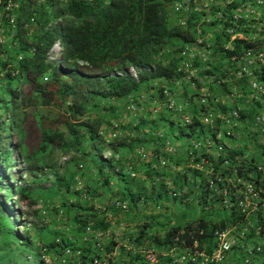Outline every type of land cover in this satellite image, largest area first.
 I'll use <instances>...</instances> for the list:
<instances>
[{
    "label": "rangeland",
    "instance_id": "1",
    "mask_svg": "<svg viewBox=\"0 0 264 264\" xmlns=\"http://www.w3.org/2000/svg\"><path fill=\"white\" fill-rule=\"evenodd\" d=\"M210 7L212 12L213 8ZM44 15V25L48 31H56L58 26L52 24V10L46 9ZM167 16L171 26L176 25V20L187 18L184 14H173L170 6ZM14 48L15 46L9 47L5 41L0 46V101L5 99L2 89L8 80L6 73L9 74L12 87L20 80L19 76L11 71V66L14 65ZM154 81L149 80L141 84L137 99H130L132 103L138 101L139 105H142V110L137 111L135 115L126 110L130 101L124 99L116 103L108 99H97L91 104L81 121L84 122L86 116H94L92 120H97L98 128L107 125L106 132L102 136L103 140L96 137L88 142L86 129L79 128V152L73 149H55L33 154L31 152L35 149L31 148H35V143L30 138L25 137V148L21 149L14 133L1 136L0 153L5 150L12 153L7 161H3L0 156V214L11 223L17 240L14 244L6 245L3 240L7 238L0 232V264H142L143 252L149 248L157 251L162 264H168L169 259L164 255L169 249L156 247L152 237L156 236L162 240L169 227L182 226L189 222L196 224L200 218L213 223L216 228H219L220 222L225 221V227L222 229L227 231L230 237L231 248L225 256L224 264H242L244 250L251 251L254 247L260 249L261 245L264 246V239L259 235V230H264V225L259 219L261 210L257 208L249 215L252 228L241 237V222L221 208L216 195L208 194L202 179L192 170V163L185 154L184 147H188L187 143L193 137L186 138L187 133L181 128V122L176 116L164 112H159L158 115L151 113L157 98V91L151 86ZM197 82L189 85V88L188 84L183 83L175 89L176 100L180 104L188 101L194 115L199 93L204 92L203 89L199 91L201 84ZM209 84H204V90L216 95L218 89L210 87ZM107 107H113V111H108ZM6 119L0 106V124L7 126ZM139 123L144 124L146 130L142 132L146 155L143 162L137 161L135 157L136 144L129 148L126 143L129 139H136L133 128ZM153 125H156L155 128H162L159 129L163 135L162 141L150 137L149 127ZM59 128L63 129L62 126ZM110 128L121 133L119 138L125 140L126 145L121 150L114 151L110 167L100 168V155L105 153L100 144L106 141L104 146L110 148L107 137ZM193 129L196 131V127ZM69 139L67 136L66 141ZM165 140L175 145L176 153L164 157L161 164L159 158L163 156L162 143ZM240 144L243 153L251 152L256 155L257 146L249 139H242ZM200 152L202 151L197 153ZM62 158H65V161L61 165ZM78 165L82 167L77 169ZM127 169L133 171V178L126 175ZM66 171L70 172V176L65 178L63 187L57 188L55 178ZM119 175L138 181L147 193L144 198L139 197L133 203L122 200L117 186ZM5 184L11 188L9 196H3L2 188ZM19 188L27 190V199L16 194ZM115 202H124L126 209L115 208ZM75 215L87 217L88 232L86 227L81 230V225L74 222ZM94 216L103 219L107 225L104 229H98L101 231L98 238L91 235L96 232L90 228V221ZM142 228L145 236L138 238ZM91 239H101V249L97 248ZM196 243L194 250L208 253L212 249V240L210 243H200L197 240ZM176 247L171 252L174 256L187 252L182 243H178ZM133 251L138 253L133 254ZM109 252H114L113 258H108ZM79 255L84 256L83 260ZM260 263L261 258L257 254L251 256L248 264Z\"/></svg>",
    "mask_w": 264,
    "mask_h": 264
},
{
    "label": "built area",
    "instance_id": "2",
    "mask_svg": "<svg viewBox=\"0 0 264 264\" xmlns=\"http://www.w3.org/2000/svg\"><path fill=\"white\" fill-rule=\"evenodd\" d=\"M69 1L0 0V46L5 41L9 47H16L17 34L34 33L38 29L35 19L40 9L44 10V14L46 9H50L59 20L65 19L67 16L62 15L61 9ZM91 1L86 0L87 3ZM170 8L175 15L187 16L177 20L176 24L182 30L190 26L191 39L176 48L178 76L161 78L152 83L157 98L150 111L152 114L161 111L170 113L180 120L181 128L196 127L199 131L186 134V138H193L187 143L188 147H184V152L208 194L216 195L221 208L241 222L242 237L252 228L248 217L257 208L261 210L259 219L264 225V0H182L173 3ZM194 13L196 16L188 20L189 15ZM42 30H48L46 25ZM59 50L58 44H53L47 53V60L57 62ZM162 56L163 52H159L154 60L160 61ZM21 59V55L16 57L17 62ZM154 71V65H149L145 69L129 68L126 74L136 81L138 73ZM119 76L120 73L109 75ZM194 82L201 84L199 91H204H196L200 94L194 107L196 115L188 101L180 104L175 98L176 88L183 83L189 88ZM207 82L210 87L218 89L216 95L204 90ZM137 103L130 101L126 110L135 115L142 110L140 102ZM116 136L115 131L108 134V138ZM154 137L162 141L163 135L156 131ZM242 139H249L257 146L255 156L251 152H242ZM199 151L202 152L197 153ZM134 153L137 161H145L142 144L135 147ZM175 153V145L165 140L162 143L163 156L159 158L161 164L164 157ZM102 159L109 161L112 154L105 151ZM64 161L65 158H62L60 164ZM126 175L134 177L130 169L126 170ZM115 208L125 210L126 206L124 202H115ZM85 230L88 232L89 228ZM193 232H187L188 236ZM100 233L96 230L91 235L98 238ZM259 233L264 239V230H259ZM184 234V230H180L174 236V246L164 255L169 259L168 264H224L231 248L227 231L221 228L212 230V249L208 253L193 249L196 239L190 245L186 244ZM197 234L201 235L202 229H198ZM91 240L101 249V239ZM178 243L184 244L187 252L174 256L171 252ZM254 250L260 252L259 247ZM136 253L133 251V254ZM143 253L142 264H162L155 249L149 248ZM107 256L113 258L114 252L107 253ZM251 256L252 250H244L242 264H248Z\"/></svg>",
    "mask_w": 264,
    "mask_h": 264
},
{
    "label": "trees",
    "instance_id": "3",
    "mask_svg": "<svg viewBox=\"0 0 264 264\" xmlns=\"http://www.w3.org/2000/svg\"><path fill=\"white\" fill-rule=\"evenodd\" d=\"M176 1L182 0H92L90 3L86 0H71L61 9L62 15L67 17L65 20L60 19L57 22L58 29L51 33L42 30L45 15L44 10L40 9L35 19L38 29L34 33L17 34L15 37L11 71L20 80L12 87L9 74L6 73L8 80L2 89L5 99L0 101V106L8 125L0 124V138L4 134L14 133L21 149L25 148V137L30 138L35 143V148H31L35 149L31 152L33 154L55 149L78 151L81 143L79 128L86 129L88 142L96 138L99 132L97 120L87 118L81 121L87 108L97 99L121 100L136 93L140 85L149 80L176 77L172 62L163 66L154 61L160 51L170 50L174 41L186 42L191 39L187 31L168 23L167 9ZM57 20L59 17L54 16L53 22ZM56 40L61 46L59 66L46 61V54ZM17 55L22 56L19 62H15ZM77 62L84 66H78ZM152 63L155 64V71L138 74L137 82L125 74L130 67L141 68ZM111 72H119L121 76L108 77ZM107 108L113 111V107ZM142 127L144 124L141 123L134 126L136 139L126 141L129 148L134 147V143L143 144L139 133ZM183 130L186 133L194 131ZM148 132L152 135L153 127L150 126ZM67 136L69 141H66ZM126 143L118 137L110 139L109 150L113 153L119 151ZM11 153L5 150L0 156L3 161H7ZM24 158L27 159V156L24 155ZM100 166L108 168L111 165L110 162L102 161ZM67 176H70L69 171L55 178L57 188L63 187ZM117 186L120 198L131 203L147 194L138 181L130 180L125 175L118 176ZM2 193L3 196L11 195L10 186L5 184ZM27 193L25 188L16 191L23 199H27ZM73 220L81 225V230L88 223L86 216L81 218L75 215ZM193 224L189 222L182 226H171L162 240L154 236L152 242L156 247L170 249L174 246V236L182 229L186 244L190 245L194 239L200 243H210L211 232L216 226L201 218ZM106 226L103 219L97 217L90 221L92 230L104 229ZM218 227L224 228L225 221L220 222ZM198 229H202L201 235L197 234ZM190 231L194 232L188 236L187 232ZM0 232L7 238L3 240L6 245L16 242V232L12 231L11 223L1 214ZM144 236L142 228L138 238ZM254 249L252 256L260 255V264H264V246H260V253ZM79 256L83 260L84 256Z\"/></svg>",
    "mask_w": 264,
    "mask_h": 264
},
{
    "label": "clouds",
    "instance_id": "4",
    "mask_svg": "<svg viewBox=\"0 0 264 264\" xmlns=\"http://www.w3.org/2000/svg\"><path fill=\"white\" fill-rule=\"evenodd\" d=\"M195 1H198V0H195ZM176 2H180V1H176ZM173 3H175V2H173ZM172 3V4H173ZM172 4L170 5V7L172 6ZM190 17H188V20H190L191 18H194V16H196V14L194 13V14H191V15H189ZM197 18V17H196ZM63 20H65V19H63ZM178 20H183V19H178ZM58 21H60V20H57L56 22H53L52 24H54V25H57V24H59V23H57ZM168 23H169V21H168ZM176 23H177V20H176ZM176 27H179V26H177V24L175 25ZM180 28V27H179ZM181 29V28H180ZM182 30V29H181ZM48 31V30H47ZM185 31H187V34H188V36H189V33H191V28H190V26H188L186 29H185ZM187 41H189V40H187ZM186 41V42H187ZM186 42H182V41H174L173 42V47L170 49V50H164V51H160V52H163V56H162V59L160 60V61H155V63L157 62V63H159V64H161V65H166L167 63H169V62H172V64H174V68H175V73H177L176 72V64H177V60H176V58H175V56H176V53H177V47L178 46H180V45H182V44H184V43H186ZM178 43H180V44H178ZM53 44H58V46H59V59H58V61L56 62H49L48 60H47V54H46V61L48 62V63H50V64H52V65H61L60 64V51H61V46H60V44H59V42L56 40ZM52 44V45H53ZM51 45V46H52ZM51 48V47H50ZM50 48H49V50H50ZM48 50V51H49ZM48 53V52H47ZM18 56V55H17ZM15 62H17V60H15ZM19 62V61H18ZM77 65L78 66H80V67H82V66H84L82 63H80V62H77ZM150 65H154V67H155V64L154 63H152V64H150ZM149 66V65H148ZM130 68H133V67H130ZM146 68V66L145 67H141V68H133V69H136V70H138V69H145ZM129 69V68H128ZM155 69H156V67H155ZM127 70V69H126ZM111 73H119V72H111ZM110 73V74H111ZM141 73H145V72H141ZM110 74H108L107 76L109 77V75ZM125 74H126V71H125ZM138 74H140V73H138ZM138 74L136 75V81L135 80H133L132 78H130L129 76H128V74H126L131 80H133L134 82H137V80H138ZM147 74H150V73H147ZM177 76H178V73H177ZM176 76V77H177ZM174 78V77H173ZM161 79V78H160ZM160 79H155V81L154 82H156V81H158V80H160ZM151 86H152V84H151ZM137 97L138 96H136V98L133 96V94H131V95H128V96H126L125 98H123L124 100H126V101H129L130 99H134V100H136L137 99ZM108 100H110V101H112V102H119L120 100H114V99H108ZM122 100V99H121ZM109 101V102H110ZM161 112H164V111H161ZM170 114V113H167V112H164V114ZM158 115V114H157ZM87 118H89V117H85V119H87ZM90 119V118H89ZM90 120H92V119H90ZM106 126L105 127H99V132L97 133V137L99 138V139H101V140H103L104 138H102V136L104 135V133L106 132ZM155 130V131H154ZM153 130V132H152V137L155 139V137H154V134H155V132L156 131H159V130H156V129H154ZM112 131H115L116 133H117V136L116 137H114V138H119V136H120V132L118 131V130H114V129H112L111 130V128H110V130H109V132H108V134H110ZM108 134H107V137H108ZM110 139H113V138H108V140H110ZM107 143H106V141H103V143L101 142V149H103L104 151H108V152H110L111 154H114L113 152H111L108 148H106L104 145H106ZM138 145V144H137ZM136 145V146H137ZM143 145V144H142ZM104 152H102L101 153V155H100V159H101V162L102 161H104L103 159H102V154H103ZM104 162H110V163H112V159L111 160H109V161H104ZM79 166V165H78ZM78 166H77V169H80V168H78Z\"/></svg>",
    "mask_w": 264,
    "mask_h": 264
},
{
    "label": "crops",
    "instance_id": "5",
    "mask_svg": "<svg viewBox=\"0 0 264 264\" xmlns=\"http://www.w3.org/2000/svg\"><path fill=\"white\" fill-rule=\"evenodd\" d=\"M133 96L136 98V96H139V90L136 92V93H134L133 94ZM88 115H90V114H88ZM94 117V116H93ZM92 116L91 117H89L90 119H92L93 118ZM95 118V117H94ZM163 119H165V118H163ZM159 122H164V121H159ZM153 123V122H152ZM106 127H107V125H105ZM104 125H102L101 127H105ZM153 127V130L154 129H156V130H159V129H161L162 130V128H155L156 127V125H153V126H151V128ZM155 131V130H154ZM142 132H146V130L144 129V127H142V130L141 131H139V133H141V135H143V133ZM150 133V132H149ZM150 137L151 138H153L152 137V135L150 134Z\"/></svg>",
    "mask_w": 264,
    "mask_h": 264
}]
</instances>
